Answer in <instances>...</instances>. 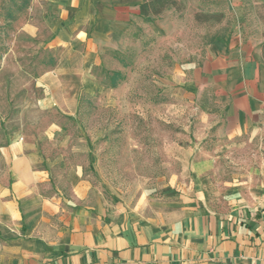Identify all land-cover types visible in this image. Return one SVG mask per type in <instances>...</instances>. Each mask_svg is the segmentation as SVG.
Here are the masks:
<instances>
[{"label": "crops", "instance_id": "1", "mask_svg": "<svg viewBox=\"0 0 264 264\" xmlns=\"http://www.w3.org/2000/svg\"><path fill=\"white\" fill-rule=\"evenodd\" d=\"M55 40L75 48L86 70L106 50L125 49L133 30H167L141 0H31ZM40 27V26H39ZM200 121L182 146L190 170L157 176L132 193L106 195L72 169L53 186L36 123L0 155V264H264V175L223 207L205 197L203 176L220 151L264 128L260 47L214 39L193 73L175 75ZM168 82L167 79H165ZM216 140L208 142V134Z\"/></svg>", "mask_w": 264, "mask_h": 264}, {"label": "rangeland", "instance_id": "2", "mask_svg": "<svg viewBox=\"0 0 264 264\" xmlns=\"http://www.w3.org/2000/svg\"><path fill=\"white\" fill-rule=\"evenodd\" d=\"M177 1L162 18L167 30H133L125 49L106 50L86 70L80 52L43 27L31 0H0V155L36 123L52 185L63 192L72 169L111 196L190 170L182 146L195 139L200 117L178 95L175 75L193 73L216 38L264 56V0ZM220 154L203 176L214 208L260 184L264 128Z\"/></svg>", "mask_w": 264, "mask_h": 264}, {"label": "trees", "instance_id": "3", "mask_svg": "<svg viewBox=\"0 0 264 264\" xmlns=\"http://www.w3.org/2000/svg\"><path fill=\"white\" fill-rule=\"evenodd\" d=\"M170 7L179 9L180 3L177 0H141L139 5L140 14L145 20L155 19ZM114 75H119V73L115 72Z\"/></svg>", "mask_w": 264, "mask_h": 264}]
</instances>
